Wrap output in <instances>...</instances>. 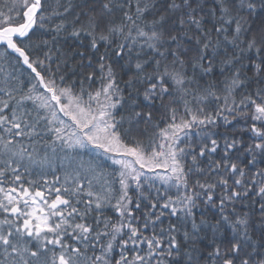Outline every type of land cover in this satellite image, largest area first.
Segmentation results:
<instances>
[{"label": "snow or ice", "instance_id": "6c2138e0", "mask_svg": "<svg viewBox=\"0 0 264 264\" xmlns=\"http://www.w3.org/2000/svg\"><path fill=\"white\" fill-rule=\"evenodd\" d=\"M0 264H264V0H0Z\"/></svg>", "mask_w": 264, "mask_h": 264}]
</instances>
